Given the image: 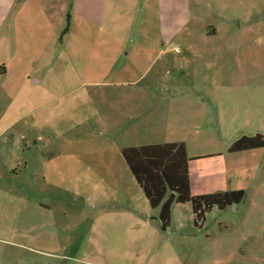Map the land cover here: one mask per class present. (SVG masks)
Segmentation results:
<instances>
[{
    "label": "rangeland",
    "instance_id": "obj_1",
    "mask_svg": "<svg viewBox=\"0 0 264 264\" xmlns=\"http://www.w3.org/2000/svg\"><path fill=\"white\" fill-rule=\"evenodd\" d=\"M148 3L138 0L134 22L140 27L129 41L137 38L154 49L147 57L138 50L140 57L128 60L139 76L133 91L150 93L143 127L104 129L96 121L109 122L114 109L108 100L84 98V90L95 88L47 72L19 97L0 93V264H264V147L228 152L243 135H264V0H167L172 9L163 46L155 31L143 32V26L154 27ZM209 29L216 35L204 36ZM68 31L66 26L61 38ZM141 119L123 125L131 128ZM141 142L185 143L190 155L205 156L199 165L206 172L227 170L229 187L244 190V200L224 210L214 207L203 226L195 225L189 202L175 204L164 232L160 208L148 204L138 183L130 192L136 179L114 145ZM101 149L93 167L111 160L119 171L116 191L106 194L93 191L88 175L94 168L86 179H76L45 163L48 155ZM127 204L148 224L102 226L112 233L101 237L98 213L125 211ZM228 252H235L231 261Z\"/></svg>",
    "mask_w": 264,
    "mask_h": 264
},
{
    "label": "crops",
    "instance_id": "obj_2",
    "mask_svg": "<svg viewBox=\"0 0 264 264\" xmlns=\"http://www.w3.org/2000/svg\"><path fill=\"white\" fill-rule=\"evenodd\" d=\"M131 1L133 0H0V68L4 67L5 69V72L0 74V93H7L14 98L19 97L23 87H31L28 84H32V80L34 83L41 81L44 72H47L50 77H58L57 80L60 79L63 82L80 81L82 86L95 88L89 91L84 90L82 92L84 98H106L114 110L109 108L112 114L109 122L105 118L96 121V124H100L104 129L111 130L122 127L120 129L127 131V129L143 127L144 116L148 115L144 112L145 107L148 108L149 105L150 93L148 90L133 91L136 85L135 81L139 76L137 78L134 76L135 71L128 64V60L132 55L140 57V51L138 54H134L138 50L143 51L142 56L144 57L148 56L147 50L154 48L137 38L129 41L133 31H137L140 27V23L134 22L135 13L138 10V0H135L134 5ZM150 1L148 0V5L153 11L151 23L154 27L150 29L147 26L148 30H146L143 26V32L149 35L150 32L155 31L159 45L163 46L161 42H164L167 32L165 18L170 15L168 13L172 7L167 3V0ZM128 14H130L129 17ZM148 22L150 23L149 18ZM66 26L69 31L65 37L61 38L60 34L65 32ZM179 28L183 30L186 26L182 25ZM216 33L215 29H209L204 31L203 35L209 37L215 36ZM80 35L92 40L78 41ZM126 48L128 51L124 52ZM120 58L123 59L122 63H119ZM140 117L142 119L136 126L131 128L124 126L128 120L136 119L137 121ZM11 126L12 123L7 127ZM21 138L22 134H19L17 146H21ZM39 139L34 140L35 146ZM154 144H161V142ZM8 145H11V141ZM67 145L70 144H57L54 147ZM99 145L107 146L108 143L99 141ZM114 145L119 148L121 153L125 147L143 146L149 145V143L124 144L120 147L119 144ZM186 149L190 158L188 168L192 195L240 189L239 187H229L227 170L206 172L204 167L199 165V160H203L205 156H192L189 154L187 145ZM102 151L101 149L94 154L68 152L69 154L60 153L58 156L48 155L45 163L51 165L53 171L60 176L65 175L76 179H86V171L94 168V172L88 175V178H94L93 191L97 194H106L108 190L116 191V179L119 176V171L116 168L112 169L111 160L110 162L107 160V163H97L99 165L93 167V163L99 161L96 158L103 156ZM236 153L241 152L230 154ZM94 155L97 156L94 157ZM113 161L116 162V160ZM124 163L126 164L125 160ZM24 167L28 168V163ZM135 182L131 181L130 185L133 188L130 186V192L136 191L137 181L135 180ZM137 185L139 186V184ZM110 199L112 198L110 197ZM113 199L116 200L114 195ZM102 206L100 204V207ZM124 207H126L125 211L121 212H111L112 209H110L107 212L98 213L95 223L101 237L106 238V235L112 233V230L107 232L109 226L148 224V220H145L143 214H140L135 206L127 204ZM249 221H244V225H247ZM102 226L108 228L105 227L103 231ZM240 252L244 260V251L240 250ZM234 254L228 252L226 260L231 261L235 257Z\"/></svg>",
    "mask_w": 264,
    "mask_h": 264
},
{
    "label": "trees",
    "instance_id": "obj_3",
    "mask_svg": "<svg viewBox=\"0 0 264 264\" xmlns=\"http://www.w3.org/2000/svg\"><path fill=\"white\" fill-rule=\"evenodd\" d=\"M0 68V74L4 73ZM264 147V135H243L228 148L229 153L242 152ZM121 154L142 188L152 208H160L161 229L166 231L171 224L174 204L189 202L196 226L202 225L206 214L214 207L224 210L240 204L246 195L242 189L215 192L205 195H192L189 178V161L186 145L183 142L149 144L125 147Z\"/></svg>",
    "mask_w": 264,
    "mask_h": 264
}]
</instances>
